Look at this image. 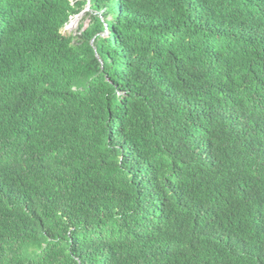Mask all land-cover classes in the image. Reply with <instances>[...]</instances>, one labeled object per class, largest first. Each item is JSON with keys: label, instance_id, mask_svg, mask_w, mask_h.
Returning <instances> with one entry per match:
<instances>
[{"label": "trees", "instance_id": "trees-1", "mask_svg": "<svg viewBox=\"0 0 264 264\" xmlns=\"http://www.w3.org/2000/svg\"><path fill=\"white\" fill-rule=\"evenodd\" d=\"M0 264H264V0H0Z\"/></svg>", "mask_w": 264, "mask_h": 264}, {"label": "rangeland", "instance_id": "rangeland-1", "mask_svg": "<svg viewBox=\"0 0 264 264\" xmlns=\"http://www.w3.org/2000/svg\"><path fill=\"white\" fill-rule=\"evenodd\" d=\"M74 1V0H71ZM86 11H89L88 8H86ZM83 18V15H79L76 18H71L70 22L68 25H66L64 29V33L67 35L75 36L78 31V25L81 22Z\"/></svg>", "mask_w": 264, "mask_h": 264}]
</instances>
